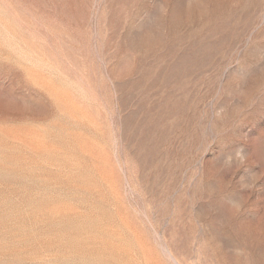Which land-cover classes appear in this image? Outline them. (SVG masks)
<instances>
[{
	"label": "rangeland",
	"instance_id": "374dc122",
	"mask_svg": "<svg viewBox=\"0 0 264 264\" xmlns=\"http://www.w3.org/2000/svg\"><path fill=\"white\" fill-rule=\"evenodd\" d=\"M0 264H264V0H0Z\"/></svg>",
	"mask_w": 264,
	"mask_h": 264
}]
</instances>
